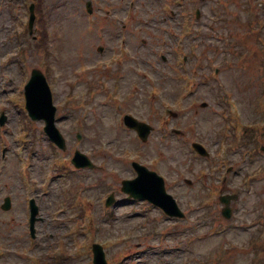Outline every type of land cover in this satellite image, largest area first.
Here are the masks:
<instances>
[{"label":"rangeland","instance_id":"obj_1","mask_svg":"<svg viewBox=\"0 0 264 264\" xmlns=\"http://www.w3.org/2000/svg\"><path fill=\"white\" fill-rule=\"evenodd\" d=\"M86 1L43 0L47 41L42 48L33 45L22 63L25 45L17 38L25 33L29 2L0 0V113L7 117L0 128V206L6 196L12 201L8 212L0 209V264H91L90 256L79 254L91 240L106 246L111 264H260L264 152L244 156L255 146L241 145L231 129L233 108L244 125L261 117L253 108L264 99V0H91V15ZM122 39L127 55L118 65ZM34 68L50 86L65 151L51 147L43 122L30 124L21 109ZM180 71L192 76L190 84ZM126 114L153 128L146 142L122 126ZM192 142L203 145L209 158L192 153ZM75 150L95 169H63ZM222 152L239 171L224 191L239 197L228 221L213 203L222 191ZM131 161L164 179L185 221L141 202L123 203L120 183L135 176ZM259 170L253 184L239 185ZM111 193L119 206L105 214L101 202ZM31 197L42 219L35 242L28 234ZM83 201L90 203L85 210ZM253 238L259 251H253Z\"/></svg>","mask_w":264,"mask_h":264},{"label":"water","instance_id":"obj_2","mask_svg":"<svg viewBox=\"0 0 264 264\" xmlns=\"http://www.w3.org/2000/svg\"><path fill=\"white\" fill-rule=\"evenodd\" d=\"M25 97L29 116L34 120H44L46 123L45 133L53 143L64 149V141L54 126L55 109L51 104L50 93L44 78L38 71H33L30 81L25 87ZM4 120L1 119V124ZM125 124L136 129L142 140L146 139L148 130L144 125L137 123L130 117L125 118ZM194 148L197 151L199 150L197 145H194ZM72 162L76 167L87 165V162L79 153L75 154ZM88 166L91 167V164L89 163ZM135 167L139 174L138 178L132 182H124L123 190L137 198L148 199L169 215H178L174 201L165 193L162 180L154 173H149L143 168H137L136 165ZM93 253V264H106L102 249L99 246L93 247Z\"/></svg>","mask_w":264,"mask_h":264}]
</instances>
